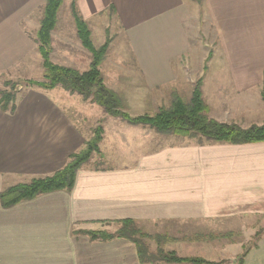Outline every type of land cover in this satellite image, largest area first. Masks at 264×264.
Here are the masks:
<instances>
[{
    "label": "crops",
    "instance_id": "crops-1",
    "mask_svg": "<svg viewBox=\"0 0 264 264\" xmlns=\"http://www.w3.org/2000/svg\"><path fill=\"white\" fill-rule=\"evenodd\" d=\"M44 5L0 0V81L32 80L31 69L42 67L36 36ZM73 6L95 47L109 39L99 70L128 113H155L174 97L188 102L200 82L210 118L264 124V0H61L70 27H59V64L84 71L90 54L69 41ZM213 32L214 49H204L201 35L211 42ZM54 90L26 88L13 113L0 109V192L60 170L91 137L93 126L78 125L88 117ZM99 110V152L71 190L0 203V264H141L129 240L93 241L81 232L123 220L144 231L186 227L192 244L197 233L200 242L231 235L236 244L215 256L235 259L264 227V142L158 147L149 129L122 127ZM118 146V155L107 153ZM231 264H264V234Z\"/></svg>",
    "mask_w": 264,
    "mask_h": 264
},
{
    "label": "trees",
    "instance_id": "trees-1",
    "mask_svg": "<svg viewBox=\"0 0 264 264\" xmlns=\"http://www.w3.org/2000/svg\"><path fill=\"white\" fill-rule=\"evenodd\" d=\"M61 6V0H45L43 16L37 31L38 50L42 58L44 69L43 81H29L30 84L43 89L61 87L71 94L80 95L83 100H89L97 104L102 110L113 117H118L130 125L148 127L156 132L174 134L181 137H199V143L206 141L212 144H252L264 142V124H251L242 128L235 123L216 121L208 116V107L204 103L198 82L188 102L179 97H174L170 106L159 108L153 116L130 117L122 110V99L112 90L107 88L99 70L109 45V39L103 45L95 48L91 41V33L86 22L77 14L74 6L72 15L77 36L81 45L91 54V63L86 71H78L74 68L61 66L51 62L49 47L51 43V31L57 22V12ZM264 101V94H262ZM15 98L3 95L0 98V109L13 113ZM102 126L95 130V136L85 142L84 147L70 155L66 165L53 174L45 177L32 178L27 183L5 188L0 192V203L4 208H9L22 201L32 200L40 195L55 192L69 191L72 189L75 176L81 166L87 163L92 152L98 151V143L101 140ZM119 227L114 233L101 231H81L89 236L90 240L108 241L114 238H122L131 241L137 251L141 264L153 262L205 264L200 258H182L174 252L159 250L154 257L149 253L143 234L133 220H123L116 223ZM256 233L254 239L259 238ZM248 249L244 252V254ZM152 256L154 258H152ZM242 260V259H241Z\"/></svg>",
    "mask_w": 264,
    "mask_h": 264
},
{
    "label": "rangeland",
    "instance_id": "rangeland-1",
    "mask_svg": "<svg viewBox=\"0 0 264 264\" xmlns=\"http://www.w3.org/2000/svg\"><path fill=\"white\" fill-rule=\"evenodd\" d=\"M56 24H57V27H56V30L54 33V37H53V40L51 41L52 43H50V47H49V57H50V60L52 63L60 65L59 62L62 60H61V57L59 55V50L61 47L60 41H62V38L60 39L59 27L61 25L66 26V27H70L69 23L67 21V17L64 14L63 10H61L60 13L58 10ZM74 26H75V24H74ZM52 31H51V34H52ZM69 35H68L69 41L71 42L72 45H74L75 40L76 39L79 40L77 33L74 34V32H69ZM203 37H204V34L201 35V39H202L204 49L213 50L214 49L213 44L215 45V42L213 39L215 37L214 32L212 33V36H211L212 37L211 42H209L207 37H206V39H204ZM91 41H92V39H91ZM94 42L95 43L99 42L96 35L94 37ZM79 43H80V40H79ZM92 44H93V42H92ZM216 44H217V42H216ZM93 46L95 47V45H93ZM98 47H100V46H98ZM98 47H95V48H98ZM85 51H87L90 54V52L87 49H85ZM90 63H91V54H90ZM61 66H64V65H61ZM65 67H67V66H65ZM84 71H86V70H84ZM80 72H82V71H80ZM27 76H28V78H31L32 80H9L8 79V80L0 81V98L3 95H10L12 98L16 99L18 97V95L26 88H35V89L46 90V91L51 90V89H43L40 87L38 88V87L29 83V81H43V76H44L43 67H40L38 69L37 68L31 69V71L28 73ZM38 78H41V80H36ZM64 91H66V90L62 89L61 87H55V90L51 92V95L53 97H57L58 95L64 96L65 99L66 98L68 99L67 101L71 105L72 109L75 110V109L79 108V110L81 111V114H84V116L88 117L86 123H84L83 125L82 124L80 125V123H78V125L80 126V128L83 132L88 131V126H93V128L90 129L91 137L88 140L92 139L95 136L94 135L95 130L99 126H102V123H103L102 119H101V121L100 120L94 121L100 114V112H98V111H100L99 109L102 110V108L98 107L97 104H95V106L91 105L90 104L91 102L89 100H83V98L78 94H71L68 91H67L68 93H66ZM262 94H264L263 91L261 92V95ZM57 100L62 101L58 97H57ZM92 104H94V103H92ZM83 107L85 110L83 109ZM89 107H92L93 110L89 109ZM122 110L124 112H126L130 117L134 118V117H142L145 115L153 116L158 112L159 109L155 113H144V114H135V115L128 113L124 107L122 108ZM103 113L105 114V115L103 114V116L105 118L112 117L113 121H115V123H117L118 125L125 127V128L130 127V125L128 123L122 121L120 118L110 116V115L106 114L104 111H103ZM258 120H261V119H258ZM76 122H78V121H76ZM132 126H139V127L149 129L150 130L149 137H156V139L159 140V141H153L158 147L168 145V144L177 145V144H183V143H187V142L188 143L189 142H199V139H200L199 137L187 138V137H181V136L174 135V134L160 133V132H156L155 130H152L148 127H144V126H140V125H132ZM102 134H103V130H102ZM102 134H101V138H102ZM202 142H206V141H202ZM98 145H99V143H98ZM121 149H124V148L118 146V148H112L110 151L108 149L107 153H109L111 156H116L121 152ZM98 152H99V148H98L97 152L91 153L87 163L83 164L81 166V168L86 166L87 164L91 163L92 162L91 160H93L94 157H96V153H98ZM118 227L119 226L117 224H115L113 226H103V228L101 230H98V231L105 232V233H114L118 229ZM137 227L140 229V231L143 234H145L147 236V237H144L142 240L146 244L149 253L153 254L154 257H158V256H156V254L159 250H161L163 252H174L177 256L182 257V258H191V257L200 258V259H203L207 262L205 264H231V263L242 262L245 254H246V253L244 254V252L247 249L249 250L252 247L254 248L257 245L258 240L261 237V235L264 234V227H262V226L257 227L256 233L257 234L259 233L260 236L257 240H255V245L253 243H254L256 233L252 237L251 241L243 243V245L241 246V250H240L241 252L236 256L235 259H227V258L221 259V258H218L215 256V255H219V247L225 245V243H227L229 245L230 244H236V242H231L232 241L231 235H222L221 237L225 238L223 241H211V242L201 241L200 242L198 240L200 237H199V234L197 233L196 234L197 241L195 242V244L194 243L192 244V242L190 241V238L191 237L193 238V234H188L186 227H181V229H179V231H176V227H172V226L171 227L166 226L164 228L159 227L158 229H154L158 232H154L151 227H146V229H147L146 231H144V229H142L138 225H137ZM190 235H192V236H190ZM188 237H190V238H188ZM216 237L220 238L219 236H216ZM237 244H239V242ZM191 254H193L194 256H189ZM153 256H152V258H154ZM149 264H172V263H166V262L158 261V262H153V263H149ZM175 264H191V263L182 262V263H175Z\"/></svg>",
    "mask_w": 264,
    "mask_h": 264
}]
</instances>
